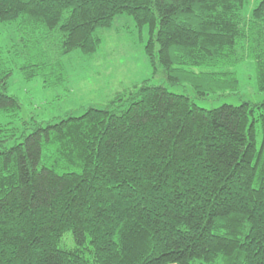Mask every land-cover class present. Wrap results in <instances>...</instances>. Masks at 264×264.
<instances>
[{"label":"trees","instance_id":"obj_1","mask_svg":"<svg viewBox=\"0 0 264 264\" xmlns=\"http://www.w3.org/2000/svg\"><path fill=\"white\" fill-rule=\"evenodd\" d=\"M247 3L0 0V111H22L15 69L66 86L64 59L96 54L120 15L149 29L170 85L236 92L251 60L264 92V0L249 18ZM148 81L20 142L0 122V264H264V101L206 109Z\"/></svg>","mask_w":264,"mask_h":264},{"label":"rangeland","instance_id":"obj_2","mask_svg":"<svg viewBox=\"0 0 264 264\" xmlns=\"http://www.w3.org/2000/svg\"><path fill=\"white\" fill-rule=\"evenodd\" d=\"M260 1L248 0L243 16L249 18ZM97 34L101 38V45L96 54L75 52L64 59L70 76L69 84L64 87L48 89L40 78L26 81L15 69L9 79L8 93L19 100L22 111L14 119L0 111V122L8 129L17 130L18 142L23 133L32 132L34 122H58L68 116H80L89 108L106 109L118 92L133 91L148 80L150 85L165 86L173 93L185 94L206 109L224 104L238 106L264 101V92L258 89L255 66L251 60L234 69L239 81L236 92H209L205 99H201L189 83L170 85L163 69L154 74L145 53L149 29L145 27L140 31L131 16L116 17L112 28L99 29ZM123 105L126 107L128 104ZM0 135L5 136L2 133ZM17 140L11 139L7 145L12 146ZM71 236H65L63 247H73Z\"/></svg>","mask_w":264,"mask_h":264}]
</instances>
